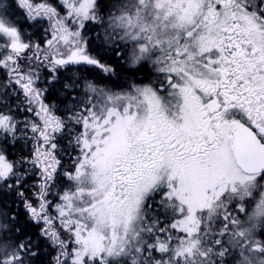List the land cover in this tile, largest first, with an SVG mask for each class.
Here are the masks:
<instances>
[{"label":"snow or ice","instance_id":"6c2138e0","mask_svg":"<svg viewBox=\"0 0 264 264\" xmlns=\"http://www.w3.org/2000/svg\"><path fill=\"white\" fill-rule=\"evenodd\" d=\"M0 264H264V0H0Z\"/></svg>","mask_w":264,"mask_h":264}]
</instances>
